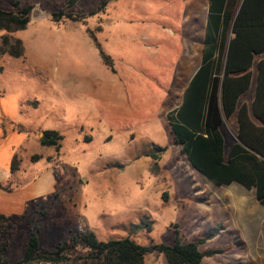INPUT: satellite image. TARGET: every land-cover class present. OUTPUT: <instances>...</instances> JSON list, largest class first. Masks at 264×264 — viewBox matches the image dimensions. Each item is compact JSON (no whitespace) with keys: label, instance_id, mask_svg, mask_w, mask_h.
I'll return each instance as SVG.
<instances>
[{"label":"rangeland","instance_id":"rangeland-1","mask_svg":"<svg viewBox=\"0 0 264 264\" xmlns=\"http://www.w3.org/2000/svg\"><path fill=\"white\" fill-rule=\"evenodd\" d=\"M14 1L0 0V9L12 10ZM20 1L49 17L68 4ZM208 6V0H78L68 12L86 15L84 22L37 21L41 36L56 42L49 53L40 50L53 65L45 89L35 73L24 82L41 107L26 118L22 134L0 129L2 142L22 159L24 178L44 177L7 237L14 240L11 259H22L38 224L41 250L90 231L102 242L131 239L142 247L174 245L178 237L210 254L202 264H264V242L258 252L249 249L250 235L231 214L225 200L231 189L192 168L171 130L169 116L182 106L183 88L201 63L197 42L205 39ZM26 35L34 43L37 31ZM53 79L60 86L55 96ZM46 130L61 131L59 152L40 144ZM224 132L237 133L231 121ZM145 264L168 263L148 253Z\"/></svg>","mask_w":264,"mask_h":264},{"label":"trees","instance_id":"trees-1","mask_svg":"<svg viewBox=\"0 0 264 264\" xmlns=\"http://www.w3.org/2000/svg\"><path fill=\"white\" fill-rule=\"evenodd\" d=\"M242 1L209 0L205 58L184 94L182 106L169 119L175 139L192 168L216 187L237 182L249 191L255 190L258 203L264 206V59L256 64V57L264 55V0H244L243 4ZM77 2L68 0L63 10L51 14L52 22L58 25L66 21L84 22L86 15L68 12ZM13 5L12 10L0 9V30L4 32L0 36V59L4 55L25 56L24 44L14 34L31 24L34 4L23 7L21 1L16 0ZM231 27L235 38L231 41L224 70L225 39ZM87 32L98 46L93 32L90 29ZM218 48L220 57L215 60ZM101 55L110 65L111 59L102 51ZM255 64L257 87L249 107L246 103L241 105L240 101L249 94ZM233 119L237 125V142L226 155L221 129L225 122ZM63 138L59 132L48 130L40 143L59 152ZM14 157L13 174L20 170L22 163L18 155ZM39 159L34 156L32 161ZM11 225L10 217L0 215L1 234ZM41 229L38 224L34 226L24 258L16 263L7 259L10 241L1 236L0 264H145L148 253L164 255L168 264H202L204 257L210 255L200 252L198 244L183 243L178 237L174 245L142 247L131 239L102 242L90 231L67 237L56 250L47 251L40 248L38 232Z\"/></svg>","mask_w":264,"mask_h":264},{"label":"crops","instance_id":"crops-1","mask_svg":"<svg viewBox=\"0 0 264 264\" xmlns=\"http://www.w3.org/2000/svg\"><path fill=\"white\" fill-rule=\"evenodd\" d=\"M209 6L207 15L208 19ZM50 18L51 17H49L48 19ZM208 19L206 20L203 26V35L205 39L207 38L206 34L208 27ZM30 23L31 24L28 25L26 30L14 34L15 38L23 42L25 47V56L23 58H13L9 55H4L0 59V121L3 123V128L6 130V132L8 131L10 135H14L15 133L22 134L25 128L24 125L26 124V118L30 115L31 111H38L41 107V101H39L37 97L30 96L29 90L24 86V82L28 79L29 72H32L34 76L36 74V76L39 77L43 90L45 89L46 77L51 76L52 74L51 70L53 65L51 63V55L45 52L40 53V50L47 49L49 53L56 46V42L54 40H51L52 38L44 39L41 36V33L38 31L39 26H37V23L39 22H33L31 20ZM232 27L228 30L225 39V57H223L224 70L228 59L231 41L235 38V34L233 33ZM30 29L37 31V35L33 37L34 43H29L28 39H30V37L26 35V32ZM220 33L222 32L220 31ZM3 34L4 32L0 30V36H2ZM221 38L222 37H220L219 40ZM205 39H199L197 42L200 43V46H202L201 63L195 73L192 75V77L186 82L182 91L183 94H185L194 77L196 76L197 72L202 66L203 58H205ZM214 56L215 60L219 59V48L215 50ZM262 59H264L263 54L261 56H257L256 64ZM256 64L255 67L252 69L254 77L249 90V94H247L241 99V105L246 103L249 105V107H251L254 101L258 75ZM221 78H223V76ZM53 83L54 85L50 86L49 88L52 90L51 92L55 96V94H58V92L60 91V86H56V79H53ZM231 122L237 132V125L235 120L233 119ZM255 122L257 123L256 120ZM199 125L202 127L203 120ZM52 131H57L62 135L61 131ZM221 131L223 132V135L225 137V151L226 155H228L230 154L234 144L237 142L236 134L238 132L235 133V136L229 134L227 135L225 134L226 132H224V126L222 127ZM44 132L45 131L40 132V140L41 138H43ZM7 138L10 139V137ZM15 149L13 148L11 151L8 150L7 146L5 145V143L2 142V138L0 137V215L10 217L12 219V225L8 228V230H5L3 232L4 234H1L0 229V238L1 236L8 237L14 235V232L16 231L17 227L15 224V218H25V215H27V205L29 204V202L36 200L37 196H39L36 195V189L39 190L40 187H44L43 175L38 177L32 176L30 178H24V176L21 174V168L18 172L14 174L12 173V160L13 158H15V155H18V157H20L18 152L15 153ZM39 161L40 159L36 162ZM15 185H17L18 187H16ZM23 185H26V191L25 189H20V186ZM217 188H230V193L233 191L231 194L229 192V194L225 193V200L229 201V205H231L232 208L231 214L235 218L238 227H240L239 229L241 230V232L243 234H248L251 237L249 249L253 248L254 251L258 252L260 240L264 242V206H262L261 204L260 205L262 207L258 206L255 190L249 191V189L245 188L243 185L237 182H234L229 186ZM13 242L14 240L10 241V245L14 244ZM11 247L12 246H9V249L6 252L7 259L12 263L21 261L24 258L25 253L23 254L22 259L13 260L9 257V251Z\"/></svg>","mask_w":264,"mask_h":264},{"label":"water","instance_id":"water-1","mask_svg":"<svg viewBox=\"0 0 264 264\" xmlns=\"http://www.w3.org/2000/svg\"><path fill=\"white\" fill-rule=\"evenodd\" d=\"M44 17H46V18L49 17V15L47 14L46 11H44L43 9L38 8V7H33L32 14H31V20L33 22L40 21Z\"/></svg>","mask_w":264,"mask_h":264},{"label":"built area","instance_id":"built-area-1","mask_svg":"<svg viewBox=\"0 0 264 264\" xmlns=\"http://www.w3.org/2000/svg\"><path fill=\"white\" fill-rule=\"evenodd\" d=\"M1 128H3V124H2V122L0 121V129H1Z\"/></svg>","mask_w":264,"mask_h":264}]
</instances>
